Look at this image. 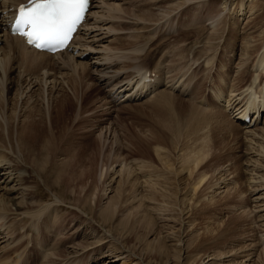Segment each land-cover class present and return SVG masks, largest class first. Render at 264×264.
<instances>
[{
    "label": "bare ground",
    "instance_id": "obj_1",
    "mask_svg": "<svg viewBox=\"0 0 264 264\" xmlns=\"http://www.w3.org/2000/svg\"><path fill=\"white\" fill-rule=\"evenodd\" d=\"M23 1L25 0L0 1V244L4 243V246L0 247V250H3L0 264H28L26 249H23L28 248L30 243L32 247L33 242L39 246V257L44 260L40 264H94L96 260L99 262L109 254L118 256L116 258L121 261L119 264H169L171 260L177 264H220L226 257L227 264H264V230L259 227L262 232L260 231L258 238L254 229L256 236L252 237L255 226L252 224H259L256 219L264 218V34H261L264 33V0H223L219 3L220 9L217 4L218 12L210 17L213 20L211 32L217 31V22L224 14L221 11H225L229 15L230 29L235 32L232 35H235L238 45L235 52L229 55V66L222 62L220 56L204 55L202 63L210 67L207 66L209 71L205 76L211 83L210 99L196 94L201 82L197 80L193 83L191 80L196 77L194 71V75H191L192 73L185 69L181 71L182 75L178 76L173 73V70L177 69L175 66L172 68L169 62L166 65L167 58L164 55H161L160 59L156 57L159 62L154 65L153 70L143 68L140 62L132 63L136 70L133 75L129 70L132 65L129 64L131 66L127 68L125 62L136 58L129 51L123 50L121 55L114 52L113 40L110 38L118 31L116 25L125 22L138 24L142 21L126 16L135 4L133 1L137 0H92L85 26L73 41L74 47L79 49L74 55L67 52L54 55L37 52L22 44L18 37L7 34L3 27V12L9 6ZM138 1H143V4H149L151 8L161 12L154 14L150 8L139 12V16L147 18H159L160 15L164 18L172 17L168 12L170 9L163 7H172L174 10L188 2H199ZM203 2L207 3V0L200 3ZM196 21L194 17L188 24L197 23ZM241 22V27H238ZM150 26L151 24L147 23L135 29V35ZM259 38L261 39L258 41ZM260 42L258 48L257 44ZM254 52H257L256 55L250 54ZM83 54L87 55L81 58ZM117 57L121 59L117 60ZM182 66L181 68L185 67ZM52 67L69 70L68 73L73 74L78 84L69 79L66 70V73L60 76ZM142 71L144 75L140 76ZM91 76H95L98 83H105L104 97L111 104L144 98L156 99L160 104H164L166 109L160 124L165 128L163 132L171 138V142L168 147L157 144L152 148L158 162L156 168L143 163L136 167L135 163L132 167L133 164L128 165L123 161L119 167L107 166L96 177L85 168L86 164L82 162L83 151L79 152L74 148L72 152L70 150L68 157L59 158L62 156L60 152L63 151L60 143L66 132L65 123L70 121L69 111L74 104L71 97L75 95V98L79 99L83 96L84 89H81L82 85L79 84L88 83ZM244 76H249L250 79L245 80ZM65 77L70 81L66 82ZM67 86H70V90ZM68 91L73 95L70 96ZM175 91L189 96L185 100L191 101L185 123L172 116L171 101ZM81 109L82 105L74 114V122ZM218 111L224 113L231 125H235L239 131L243 140L242 152L246 158L240 160L241 166L236 168L232 160L224 164L220 162L219 157H215L216 162L210 161L208 168L202 166L199 170L201 164L206 159L210 160L209 157L214 156L217 149L218 143L214 145L213 140L216 137L209 135L208 128L214 119L216 123L219 122ZM82 113L85 117L87 110ZM247 116H250V121L244 122ZM211 125L214 126V123ZM101 135L100 133L102 138ZM182 137H188L190 142L184 144L180 140ZM38 155L45 156V163L39 164ZM77 162L80 165L75 167ZM47 164H51L49 169L46 168ZM46 170L56 177L54 184H46L51 186V189L54 186L61 188L60 194H54L56 199L50 203L43 201L37 191L39 182L43 181L42 173ZM76 170L79 171L76 180L81 179L80 183L77 181L78 184H74L73 180V175L77 174ZM32 173L37 176L38 182L26 184ZM13 181L16 184L13 185ZM15 190L20 192H14ZM70 192L76 198L75 202H89L90 212L96 210L99 214H104L102 224L109 223L107 230L104 229L106 238H114V231L119 229L124 232L131 224L132 229L128 236L134 238L136 244L119 249L117 246L114 248V243H101L103 246L96 245L90 250L87 247L99 243L98 239L103 240V237L97 235V241L85 242L86 244L74 243L70 234L66 237L63 235L64 238L60 239L63 228L56 211L59 203L66 202L64 194ZM219 200L234 212L236 222H243V218L246 220L243 226L247 228V233L243 237V243L229 254L212 250L190 259L191 249L199 246L196 242L205 235L208 237L218 233L223 229L224 222H217L208 217L202 221L205 223L201 228L194 229L196 222L191 221L192 215L188 212L196 207H201L204 212ZM156 220L161 222L163 229L159 228ZM52 223H56L54 235H50ZM95 228V231H98V228ZM256 229L258 230V227ZM178 231L181 233L177 234ZM203 234L204 236H200ZM220 237L221 233L213 242L217 239L219 242ZM66 239H71L69 242L72 247L63 250L66 249L63 247ZM114 240L117 242V239ZM165 242L169 245H163ZM218 242L216 241L217 244ZM178 247L184 254L176 250ZM105 248L110 251L106 252L107 255ZM170 251L174 256L169 257ZM73 254L77 257L63 259ZM60 255L63 256L62 259ZM88 257H92L91 260ZM103 262L102 264L106 263L105 260Z\"/></svg>",
    "mask_w": 264,
    "mask_h": 264
},
{
    "label": "rangeland",
    "instance_id": "obj_2",
    "mask_svg": "<svg viewBox=\"0 0 264 264\" xmlns=\"http://www.w3.org/2000/svg\"><path fill=\"white\" fill-rule=\"evenodd\" d=\"M198 1H197L198 3L196 4L194 2H188L182 5L181 7H176L174 10L172 7H163V8L170 9L168 12H170V15L172 17H167V18H164V16H161V15L159 16V18L157 17L147 18L146 16H139V12H141L145 8L153 9L154 7L151 8L149 4H143V1L142 2L138 0L133 1L135 4L131 2V4H134V5L131 6L130 8L131 9L130 14H126V16L128 15L130 17H133L135 19L137 18L138 20L140 19L142 21L138 24H132L131 22H125L120 25H116V28L118 29V31H116V34H114V36L111 37L110 39L113 40V48L116 54L121 55V52H123L124 50V51H129L130 54L136 58L133 60L128 59L129 61L125 62V66H127V68L128 66L132 65V67H129V70L133 75L134 73H136L134 72L136 70L133 67V64L135 62H140V65H142L143 68H151L153 70L154 65L159 62L157 58L159 57L160 59L161 55H164L167 58V61L165 60L167 62L166 65L169 62V65L172 68L175 66V68L177 69L173 70V73L178 74V76L182 75L181 71H184L185 69L189 70V73L190 74L192 73L191 75H194V73L192 72L194 71L196 73L197 78L196 77L191 78V80H193V83L194 81L197 82V80H200L201 82L199 83L196 89V94L199 96L204 95L206 96V98L210 99L211 96L209 97L208 91L204 92L208 85V82L210 81V79L208 80V77H205L210 67L208 68L207 67L208 65L204 66V63H202L204 59V55L206 56L207 55L209 56L217 55V57L220 56V58L222 59V62L223 63L226 62L225 65L229 66L231 62L229 55H232V53L235 52V48L237 49L238 44L236 42L237 40L235 38V35H232V34H235V32L233 33V30L230 29L229 15L227 12L225 13V11L224 12L221 11V13H224V14L221 15L222 17L217 22V25H216V27L218 26L217 31H215L214 33L211 32L213 29V28L211 29V27H213V20H211L210 17L215 16V13L218 12L216 11L217 6H218L217 4H219L223 0H207V3L205 2L200 3L202 2V0H198ZM197 4H199L200 6L199 5L197 6ZM220 6L221 5L219 4L218 9H220ZM152 11L154 12V14L161 13L158 9H153ZM194 17L195 19H197L196 21L197 23L193 22V24L192 23L188 24L190 23L189 21H191ZM147 23L151 24L150 28L149 27L144 28L145 30L142 29L141 31L137 32L135 35L134 30L139 29L140 27H142L144 24H147ZM188 25H191V26H188ZM241 25H242V22L239 24L238 27H241ZM151 31H153V33H151ZM261 34L263 35L264 33H261ZM261 34L260 36L262 37ZM211 36L213 37V40ZM260 39L261 38H259L258 41ZM261 42L260 44H257V47L258 45H261ZM258 48L256 49L259 50ZM256 49L254 50L257 51ZM256 53L257 52H254V54L253 53H250V54L256 55ZM169 55L171 58L169 57ZM201 55H203V57ZM199 57H201L202 59L197 60V58ZM119 59H121V57H117V60ZM182 65L185 67L181 68ZM188 65H190V67ZM52 68H54L52 69L54 70V72L60 69L58 67H52ZM131 68L133 71L131 70ZM65 70L67 71V69H64V70L60 69V71H57L56 73L60 76H63L66 73ZM85 73L88 75H91L87 71H85ZM189 73L188 75L190 76ZM68 76L67 77L71 81H73L75 84H78V82H75L73 78L74 77L73 74H69ZM67 77H65V79H67ZM94 77L95 76L89 77L91 80H89L88 83L84 82L82 84H79V86L82 85L81 89H84V94L83 96L81 95L82 97L80 96L79 99L77 97L76 99L75 95L73 98L71 97V101L74 104L72 105L73 108L69 111V117H71L72 119L68 118V120L70 121H67L65 123L66 132L64 134V138L62 142L60 143L63 151L60 152L62 156H59V158L65 159V157L69 156L70 150L72 152L74 148H77L76 151H79V150L83 151L82 154L84 157L82 158V162H85L86 164L85 168L87 169L88 173L91 171L96 177L98 174H100V172L103 169H106L107 166L108 168L119 167L121 165V162L123 161H125L127 164L128 163L133 164L132 167L134 166L135 163H136L135 167L139 166L140 165L139 163L141 164L143 163V165L149 164L152 168L153 166L155 167V165L158 166V162L154 156L155 152H154V149L152 152V148L157 146V144H160L162 146L167 145L168 147V145L171 142L170 141L171 138L165 132H163L165 131V128H163V126L160 124L161 120L164 117L163 115L165 114L166 107H164V104H160L156 99L148 100L145 98L139 101H131V102L125 101L122 103L111 104L104 97V93L106 92V90L103 89V87H105V83L103 81H100V83L102 82L103 84L98 83ZM244 78L245 80L250 79L249 76H244ZM70 80L67 79L66 82ZM210 84L211 83H209V85ZM69 88L70 86L68 87V89ZM68 92L70 93V96L73 95L71 91H68ZM179 93L180 92L175 91L174 96L172 97L173 99L171 101V103H173V105H171L173 109L172 116L174 118L180 119L182 123H185L187 122V120L185 121V119L188 117V112L191 108V104H190L191 101L188 102L187 100H185L189 96L187 95L184 96L181 93L180 94ZM157 103L159 106H157ZM79 104L82 105V109H81L80 114L76 117V120H75L76 122H74L73 121L74 114L77 112V108L80 106ZM85 109L87 110V113L85 114L86 118L84 117V114L82 113ZM219 112L220 111H218L217 113L218 114L217 117L219 119V122L222 125L219 122H217L219 123L217 125L216 120L214 119V122H212L211 124L214 123L215 127L209 124V128H208L210 130L209 135L212 138H215V137L217 138V139L216 138L213 139L214 145L218 143L217 149H215L214 156L209 157L210 160L206 159V161L201 164L199 170L202 169L201 168L202 166H205L208 168L210 161L214 160L216 162L215 157H219L220 162H223V163L224 162L227 163L228 160H232L236 168H239L241 166L240 160H242L244 157L246 158L245 154L242 152L243 145L241 143L243 142V140L241 139L242 137L240 136L239 131L237 130V128H235L236 127L235 125L233 124L231 125V123L229 122L228 118H226L224 113L222 112L219 113ZM80 115H82L83 117ZM183 119H184V122H183ZM210 125L212 126V129L210 128ZM65 128L63 127L62 129L64 130ZM218 128H222V129L220 130ZM216 129L218 130L220 134H218ZM220 131L224 134H222ZM100 133L102 134L101 135L102 138L99 136ZM166 139L169 143L166 141ZM180 140L184 144H187L190 142L188 137H182ZM37 158H39L38 159L39 164H42V162L45 163V159H43L45 158L44 155L42 156L38 155ZM47 165H46V168L49 169L48 167H50L51 164H47ZM79 165H80L79 162H77L75 167ZM78 172L79 171H77V174L75 173L76 175L74 174L75 177L73 175L74 184L76 183L78 184V182L80 183L81 179L76 180V178L78 177ZM27 176L29 177V174ZM30 176L31 177L27 180L26 184L27 183L32 184L34 181L38 182L39 179L37 178V176L35 177L34 173H32V175ZM41 177L43 181L39 182L40 185L37 191L42 196L43 201L47 203L53 202L54 199H56L54 194L57 193V195H59L61 188L54 186L55 189L54 188L51 189L50 188L51 186H48L46 183H50L51 185L54 184L56 181L55 174L50 175L49 170H46V171H43ZM12 184L14 185L16 184V182L13 181ZM14 192H20V191L15 190ZM12 195L14 196V194ZM64 197L66 198V202L59 203L57 211H56V214L61 221L60 226L61 228H63V234L59 236L60 239L64 238L63 235H65L66 237L67 234L68 235L70 234L72 235V240L74 241V243L77 244V243L82 242L86 244L85 242L89 243V242L97 241V238H99V237H95L97 235L100 237H103V240H101L100 238L98 239L100 240L99 243H96L93 246L89 245L87 249H90V250L96 245L103 246V245H106V243L107 244L114 243L115 244L113 245L114 248L117 246L119 249H126V248H129V244H133V243L136 244V242L133 241L134 238L132 239L129 238L130 234L128 233H130L132 229L131 224L128 226L127 230L124 232L119 229L114 231L113 232L114 238L112 239L109 237L106 238L104 229L107 230L106 226L109 225V223H107V225L102 224L103 223L102 216L104 217L103 213H102L103 215H101L96 210H93L92 212H90L89 210L90 203L88 202L89 204L88 205V204H83L82 202L81 204L75 202L76 198L72 195L71 192L65 193ZM188 213L192 215L191 221L196 222L194 229L201 228L203 224L205 223L202 221L208 217L212 218V220L215 219L217 222H224L223 229L218 231V233L211 234L208 237L206 235L205 237L204 234L200 235V236L205 237V238L203 237L202 239L200 238L201 240H199L200 236L198 237L199 241L197 240L198 242L196 243H198L199 246L197 245V247H193L191 249V252H189L190 259L192 257H193L192 259L197 258L201 254L205 255L207 253H210L212 252V250L220 251V252H223L224 254L226 253L229 254L233 250L237 249L243 243V240H244L243 237L247 233V228L243 226V223H246V220L243 218V222L241 223L236 222L235 221L236 215L233 214L234 212L232 210L227 209L226 204L223 201L221 200L217 201L212 207H210L208 210L204 212H202L201 207H196L195 209H192ZM263 219H260V220L256 219V222L259 223V224L256 223L257 225L255 223L252 224L253 226L255 225L253 227L252 237H255L257 233L259 235L257 234L256 237L258 236L260 237V234L262 232L260 229L262 228V230H264V225H263L264 220ZM157 223H159V228L163 229V226H161L162 225L161 222H158L156 220V224ZM191 225L189 226V228L191 227ZM95 227L98 228V231H95L96 229ZM256 227H258V230L256 229ZM55 228H56V223H52L51 228H50V235H54L53 232ZM254 229H255L256 234H254ZM179 233H181V231L177 232V234ZM220 233L222 237L219 238V242H218V239L214 240L215 241L214 243L213 239L216 238ZM114 239H117V242ZM70 240L71 239L69 240L66 239L64 241L65 246L63 247L64 248L66 247V249H63L62 247L63 250H68L72 247V243L69 242ZM216 241L218 242V244L216 243ZM101 243H103V245ZM61 244H63L62 241H61ZM123 245L125 248L123 247ZM163 245L168 246L169 244L165 242L163 243ZM3 246H4V243L1 242L0 247L2 248ZM30 247L29 248L25 247L23 249V250L26 249L25 254L28 258V264L29 263L30 264H33V263L40 264L42 261H44L40 259L41 257H39L40 251L37 249L39 246L35 242H33L32 247L31 248ZM106 249L107 248H105L104 251H105V254L107 255V253H110V251L108 252ZM176 250L178 252H181L179 247ZM181 253L184 254L183 251ZM0 255H3V250H0ZM109 255H107V257L105 258H102V259L100 258L101 260L99 262L96 260L95 261L96 263L94 264H102L104 263L103 262L104 260L106 261L105 264L121 263V261L117 259L118 256H113V254H111L110 255L111 257H110ZM171 256H174V255L170 251L169 257ZM76 257L77 255H74V254L70 256H66L65 258H63V256L60 255V259L62 258L63 259H74ZM91 258L88 257V259L90 260ZM227 259L228 257H226L225 259H223L222 262H219V263L227 264L228 263ZM93 262L94 261L92 260L91 263ZM49 264H53V263H49ZM59 264H61V262ZM169 264H177V262H174L173 260H171Z\"/></svg>",
    "mask_w": 264,
    "mask_h": 264
},
{
    "label": "snow or ice",
    "instance_id": "obj_3",
    "mask_svg": "<svg viewBox=\"0 0 264 264\" xmlns=\"http://www.w3.org/2000/svg\"><path fill=\"white\" fill-rule=\"evenodd\" d=\"M89 0H28L17 9L16 31L37 48L55 51L70 40Z\"/></svg>",
    "mask_w": 264,
    "mask_h": 264
}]
</instances>
